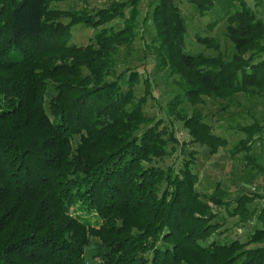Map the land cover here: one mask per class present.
<instances>
[{"label": "trees", "instance_id": "obj_1", "mask_svg": "<svg viewBox=\"0 0 264 264\" xmlns=\"http://www.w3.org/2000/svg\"><path fill=\"white\" fill-rule=\"evenodd\" d=\"M56 1L0 0V264H88L91 237L99 240L97 264H264L263 211L247 239L207 242L223 232L212 205L230 204L226 189L217 184L202 198L191 152L177 168L154 164L178 142L173 126L142 128L150 81L136 98L138 66L113 69L118 49H131L150 24L145 48L180 87L167 113L182 121L189 142L214 154L225 138L178 105L203 95L264 96V20L246 0L231 4L225 32L234 51L226 60L213 38L196 36L215 55L184 51L175 0H153L141 19L139 0H111L94 12L54 8ZM190 1L200 13L212 5ZM114 19L122 25L107 27ZM77 24L95 30L85 45L68 43ZM240 130L233 152L254 162L250 143L264 126L254 120ZM253 198L235 197L231 214L250 219Z\"/></svg>", "mask_w": 264, "mask_h": 264}, {"label": "rangeland", "instance_id": "obj_2", "mask_svg": "<svg viewBox=\"0 0 264 264\" xmlns=\"http://www.w3.org/2000/svg\"><path fill=\"white\" fill-rule=\"evenodd\" d=\"M122 1V0H121ZM153 0H139V17L145 16ZM255 10L258 17L264 20V0H246ZM258 4H255V2ZM111 0H61L51 4L59 9H82L86 7L91 12L105 7ZM182 16L186 22V32L184 35V51L190 54L204 53L206 55H215L217 50L207 48L196 40V36L215 39L219 44V52L224 59H230L233 54V45L226 36L225 26L226 17L233 10L231 4L235 0H212V5L204 9L203 13L190 0H175ZM122 25L121 19H114L106 26L117 28ZM135 38L131 49L120 47L114 56L115 73L123 71L126 67H135L140 73V82L134 87L136 98L144 95L143 80L148 78L150 81V90L154 97L147 96L146 103L143 106L145 116L150 120L142 128L149 126L154 121L160 120L159 127L165 126L169 129L173 126L177 143H169V154L162 159H154V164L162 168L173 166L177 168L183 158H189L192 153V170L198 175L196 183L197 191L206 198L213 192L215 186L220 184L225 188L228 195L229 205L216 206L212 208L218 212V221L221 223L219 231L215 232L207 242L217 240L228 242L231 239H247L250 232L255 228L261 227L260 212L263 211L264 217V171L259 170L257 165L264 166V131L261 134L254 135L255 141L250 143L251 150L249 155L254 161L244 158V152H233L234 146L245 137L244 131L240 127L250 125L254 120L259 125L264 126V96L259 94H246L236 92L227 99H220L203 95L201 101L192 104L187 99L178 105L187 116L194 110L198 111L216 135L226 140V145L217 148L214 154H210L209 148L205 145L189 142L187 130L183 127L182 121L174 118L167 113V102L177 93L180 87L175 83L176 76L171 75L169 70L157 67L154 61V55L151 49L145 48L146 42H149L150 36L154 30L150 24H147L144 30ZM95 30L90 26L83 24L74 25L71 28V38L69 44L85 45L93 36ZM142 35V36H141ZM125 87V86H124ZM48 99V96L46 97ZM47 106V104H46ZM77 138H72L75 145ZM242 193H248L253 196V200L247 203L252 216L247 221H241L238 214L231 212L235 207V197ZM204 198V199H205ZM100 249L99 240L90 238V243L85 249V258L88 264H97L99 262L96 253Z\"/></svg>", "mask_w": 264, "mask_h": 264}]
</instances>
